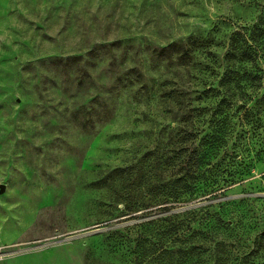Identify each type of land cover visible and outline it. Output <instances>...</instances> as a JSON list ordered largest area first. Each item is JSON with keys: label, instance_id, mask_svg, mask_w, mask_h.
I'll return each mask as SVG.
<instances>
[{"label": "rangeland", "instance_id": "374dc122", "mask_svg": "<svg viewBox=\"0 0 264 264\" xmlns=\"http://www.w3.org/2000/svg\"><path fill=\"white\" fill-rule=\"evenodd\" d=\"M263 5L0 0V264H134L111 232L136 222L119 211L150 175L138 177L143 156L167 149L165 108L154 101L153 83L166 77L159 52L196 39L195 65L213 69L217 84L229 35ZM239 147L258 153L243 184L171 212L229 201L224 210L249 245L264 233V143L245 138Z\"/></svg>", "mask_w": 264, "mask_h": 264}, {"label": "trees", "instance_id": "16d2710c", "mask_svg": "<svg viewBox=\"0 0 264 264\" xmlns=\"http://www.w3.org/2000/svg\"><path fill=\"white\" fill-rule=\"evenodd\" d=\"M228 38L217 84L213 69L195 65L196 39L159 52L167 61L166 77L152 83L156 105L165 108L160 115L168 129L167 149L158 152L157 145L143 156L141 168L151 157L146 166L151 169L139 168L138 177L150 175L143 187L123 195L119 211L136 222L111 232L117 248H131L134 264H264V233L252 235L247 245L224 210L229 201L171 212L194 201L226 198L231 185L250 177L258 155L241 152V140L264 143V5L252 25ZM213 58L207 61L211 66Z\"/></svg>", "mask_w": 264, "mask_h": 264}, {"label": "water", "instance_id": "95a60500", "mask_svg": "<svg viewBox=\"0 0 264 264\" xmlns=\"http://www.w3.org/2000/svg\"><path fill=\"white\" fill-rule=\"evenodd\" d=\"M3 191H4V187L1 186V187H0V193H2Z\"/></svg>", "mask_w": 264, "mask_h": 264}]
</instances>
